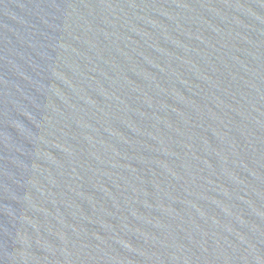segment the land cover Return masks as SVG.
Returning <instances> with one entry per match:
<instances>
[{
    "label": "water",
    "instance_id": "1",
    "mask_svg": "<svg viewBox=\"0 0 264 264\" xmlns=\"http://www.w3.org/2000/svg\"><path fill=\"white\" fill-rule=\"evenodd\" d=\"M0 264H264V0H0Z\"/></svg>",
    "mask_w": 264,
    "mask_h": 264
}]
</instances>
